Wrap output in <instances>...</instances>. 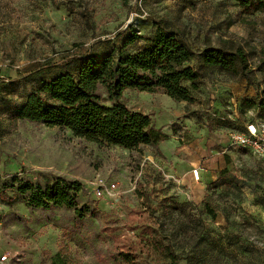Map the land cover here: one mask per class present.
Instances as JSON below:
<instances>
[{
  "label": "rangeland",
  "instance_id": "374dc122",
  "mask_svg": "<svg viewBox=\"0 0 264 264\" xmlns=\"http://www.w3.org/2000/svg\"><path fill=\"white\" fill-rule=\"evenodd\" d=\"M157 27L181 35L193 66L205 47L242 48L248 77L208 71L193 104L126 92L127 106L167 136L135 151L10 123V110L41 81L76 73L85 56H107L132 30L149 37ZM254 121H264V7L248 12L240 0H0V178L80 181L78 202L94 213L79 221L66 208L0 201V264H120L112 257L117 244L142 249L150 226L169 238L180 264H264V163L231 146L232 134ZM216 160L222 163L207 167ZM98 178L117 184L116 198L94 195ZM143 261L169 264L155 252Z\"/></svg>",
  "mask_w": 264,
  "mask_h": 264
},
{
  "label": "trees",
  "instance_id": "16d2710c",
  "mask_svg": "<svg viewBox=\"0 0 264 264\" xmlns=\"http://www.w3.org/2000/svg\"><path fill=\"white\" fill-rule=\"evenodd\" d=\"M240 3L248 12L264 7V0ZM140 42L144 43L140 49L130 48ZM194 55L175 31L157 27L152 36L144 37L132 30L122 46L107 56H85L76 73L65 72L41 81L21 106L10 110L9 121L12 125L30 122L69 130L74 137L99 147L135 151L156 146L167 136L151 128L150 116L127 106L123 99L126 92L163 94L177 103L193 104L192 91L201 88L206 72L234 77L250 73L249 56L242 48L205 47L198 66L191 65ZM84 189L82 182L63 177L42 183L16 175L8 180L0 178V201L11 205L21 199L29 209L43 211L66 208L81 221L94 214L78 202ZM148 230L150 239L142 240V249L139 244H117L113 259L120 264H145L144 256L155 252L159 260L180 264L181 255L165 242L169 238L159 239L161 232L154 226Z\"/></svg>",
  "mask_w": 264,
  "mask_h": 264
},
{
  "label": "built area",
  "instance_id": "2783aa9c",
  "mask_svg": "<svg viewBox=\"0 0 264 264\" xmlns=\"http://www.w3.org/2000/svg\"><path fill=\"white\" fill-rule=\"evenodd\" d=\"M231 146L249 150L264 163V121L249 122L244 129L232 134ZM193 176L195 181H199V170H195ZM91 189L99 199L116 198L118 193L117 184L103 178L96 179L91 184ZM6 260V256L2 257V261Z\"/></svg>",
  "mask_w": 264,
  "mask_h": 264
},
{
  "label": "crops",
  "instance_id": "0c3cea01",
  "mask_svg": "<svg viewBox=\"0 0 264 264\" xmlns=\"http://www.w3.org/2000/svg\"><path fill=\"white\" fill-rule=\"evenodd\" d=\"M195 98V97H194ZM227 144V145H226ZM229 140H225L224 145H226V147L229 145ZM220 156V155H219ZM210 163V162H209ZM207 165V167H215V166H219L222 163V160H216V161H211L210 165Z\"/></svg>",
  "mask_w": 264,
  "mask_h": 264
}]
</instances>
